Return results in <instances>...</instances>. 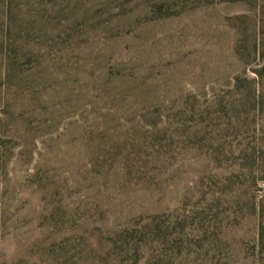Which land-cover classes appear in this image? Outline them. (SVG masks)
<instances>
[{
    "label": "rangeland",
    "instance_id": "obj_1",
    "mask_svg": "<svg viewBox=\"0 0 264 264\" xmlns=\"http://www.w3.org/2000/svg\"><path fill=\"white\" fill-rule=\"evenodd\" d=\"M0 264H264V0H0Z\"/></svg>",
    "mask_w": 264,
    "mask_h": 264
}]
</instances>
